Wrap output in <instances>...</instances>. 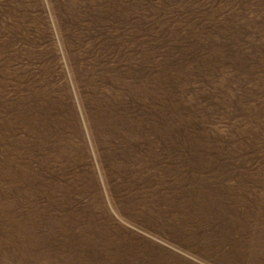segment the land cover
Instances as JSON below:
<instances>
[{
  "label": "rangeland",
  "instance_id": "rangeland-1",
  "mask_svg": "<svg viewBox=\"0 0 264 264\" xmlns=\"http://www.w3.org/2000/svg\"><path fill=\"white\" fill-rule=\"evenodd\" d=\"M0 264H264V0H0Z\"/></svg>",
  "mask_w": 264,
  "mask_h": 264
}]
</instances>
